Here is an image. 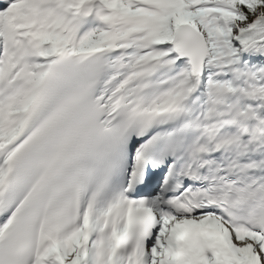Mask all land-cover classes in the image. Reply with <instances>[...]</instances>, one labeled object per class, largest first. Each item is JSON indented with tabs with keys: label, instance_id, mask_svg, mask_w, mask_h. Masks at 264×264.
<instances>
[{
	"label": "snow or ice",
	"instance_id": "6c2138e0",
	"mask_svg": "<svg viewBox=\"0 0 264 264\" xmlns=\"http://www.w3.org/2000/svg\"><path fill=\"white\" fill-rule=\"evenodd\" d=\"M0 264H264V0H0Z\"/></svg>",
	"mask_w": 264,
	"mask_h": 264
}]
</instances>
